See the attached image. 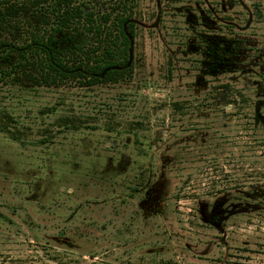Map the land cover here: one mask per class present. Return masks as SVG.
<instances>
[{
    "label": "rangeland",
    "instance_id": "374dc122",
    "mask_svg": "<svg viewBox=\"0 0 264 264\" xmlns=\"http://www.w3.org/2000/svg\"><path fill=\"white\" fill-rule=\"evenodd\" d=\"M132 4L131 79L0 85V264H264V0Z\"/></svg>",
    "mask_w": 264,
    "mask_h": 264
},
{
    "label": "trees",
    "instance_id": "16d2710c",
    "mask_svg": "<svg viewBox=\"0 0 264 264\" xmlns=\"http://www.w3.org/2000/svg\"><path fill=\"white\" fill-rule=\"evenodd\" d=\"M26 1L34 5L31 22L25 38L18 40L19 0H0V85L25 82L35 87L72 84L90 88L133 77L137 35L133 0ZM215 90L224 101L230 85L219 84ZM39 248L37 257L7 258L3 264L96 263L95 257L86 260L72 249Z\"/></svg>",
    "mask_w": 264,
    "mask_h": 264
}]
</instances>
